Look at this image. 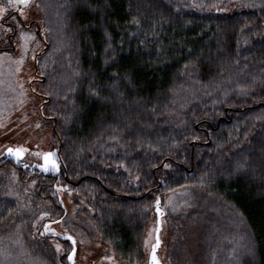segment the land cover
Masks as SVG:
<instances>
[{
	"label": "trees",
	"instance_id": "16d2710c",
	"mask_svg": "<svg viewBox=\"0 0 264 264\" xmlns=\"http://www.w3.org/2000/svg\"><path fill=\"white\" fill-rule=\"evenodd\" d=\"M58 1L33 5L61 169L0 159V264H71L42 233L69 212L58 187L125 264L186 193L162 209L167 264H188V236L193 264H264V0Z\"/></svg>",
	"mask_w": 264,
	"mask_h": 264
},
{
	"label": "rangeland",
	"instance_id": "374dc122",
	"mask_svg": "<svg viewBox=\"0 0 264 264\" xmlns=\"http://www.w3.org/2000/svg\"><path fill=\"white\" fill-rule=\"evenodd\" d=\"M8 2V6L3 5L5 0L0 3V19L7 13L10 15V10L14 11L15 9L14 1L9 0ZM57 2L59 3L58 0H47V6L48 9L53 8L54 15L57 14L58 17L59 12L55 9L57 5L54 6ZM58 7L61 13L63 8L61 5H58ZM20 13L24 23L31 25V27L24 28L22 26L23 22H20L16 16H9L7 21L13 22L17 30L12 38L13 45L8 44L5 46L6 50L0 51V159L12 158L29 167H36L43 172H58L61 167L56 158L57 142L54 137L53 122L49 120L45 107L41 106L43 99L39 96L40 86L34 81L39 79V76L36 75V58L45 46L44 41L39 38L35 30L34 23H40L42 18L39 8L33 5V0L26 7V10ZM60 40L61 42H67L61 32ZM3 45H5V40L1 39L0 36V47H3ZM13 48L14 50H12ZM64 50L68 52L72 49L65 48ZM8 148H23L26 151L22 156L17 157L9 154ZM45 153L52 154L50 159L55 161L56 166L51 163L46 165ZM2 177L3 174L0 172V178ZM57 191L62 204L69 212L64 220L60 222L44 224L42 233L60 239L72 237L75 240L73 245L75 255L70 260L71 264H125L99 239L89 220L78 215L76 209L70 208L73 201L70 193H66L61 187H58ZM164 201L165 204H162V207L159 208L157 222L152 223L146 233L144 241L146 258L143 264H153V247L157 245V237H159V245L155 247L156 258L159 264H167L165 252L166 225L162 221L164 206L172 212V216H175L179 215L178 212L185 213L193 203L191 195L189 196L187 193L168 197ZM237 232H239L237 234L238 238L240 237L242 246L249 247L242 227H238ZM88 233L91 235L90 238L87 236ZM189 237L192 244L186 252V260L188 264H193V255L197 245L194 243L195 239ZM240 241L237 243H240ZM55 246L58 252H61L59 245L56 244Z\"/></svg>",
	"mask_w": 264,
	"mask_h": 264
},
{
	"label": "flooded vegetation",
	"instance_id": "af4514ba",
	"mask_svg": "<svg viewBox=\"0 0 264 264\" xmlns=\"http://www.w3.org/2000/svg\"><path fill=\"white\" fill-rule=\"evenodd\" d=\"M13 4H14V7H15L16 10L15 9H14V11L13 10H10V13L12 15L11 14L9 15V13H7L8 15H6V16L4 15L3 18L0 19V29L2 31H5L6 32L5 35L4 34L3 35L2 34L0 35L1 36V39L3 38L5 40V45H3V47H0V51L6 50L5 46L8 45V44L13 45L12 38L15 35V31L17 30L16 29V25L13 22H8L7 21L9 19V16H11V17L12 16H16L20 20V22H23L22 26H24V28L31 27V25H26L24 23V19L22 18L21 13H20L21 11L26 10V7H19L15 3H13ZM35 30H36L37 33L39 32V31H37V28L36 27H35ZM4 36H6V37H4ZM12 50H14V48ZM37 80L38 79H35L34 81H37Z\"/></svg>",
	"mask_w": 264,
	"mask_h": 264
},
{
	"label": "snow or ice",
	"instance_id": "6c2138e0",
	"mask_svg": "<svg viewBox=\"0 0 264 264\" xmlns=\"http://www.w3.org/2000/svg\"><path fill=\"white\" fill-rule=\"evenodd\" d=\"M16 2L19 3V4L27 5L29 3V0H16ZM7 151H8L9 154H12V155H15L17 157H20V156L23 155V153L26 151V149H23V148H15V149L14 148H8ZM51 156H52L51 153H45L44 154V159H45L46 165L48 163H51L53 166H56L55 161L50 159ZM68 239L70 241H72L73 245L75 244V240L72 237H68ZM158 245H159V237H157V245L153 247V255H152L153 264H159V262H158V260L156 258V255H155V247H158ZM74 255H75V248L73 247L72 255H70L68 257V259L71 260Z\"/></svg>",
	"mask_w": 264,
	"mask_h": 264
},
{
	"label": "water",
	"instance_id": "95a60500",
	"mask_svg": "<svg viewBox=\"0 0 264 264\" xmlns=\"http://www.w3.org/2000/svg\"><path fill=\"white\" fill-rule=\"evenodd\" d=\"M12 1H14V3H15L17 6H19V7H27V6L32 2V0H29V3H28L27 5H24V4H19V3H17L16 0H12Z\"/></svg>",
	"mask_w": 264,
	"mask_h": 264
}]
</instances>
